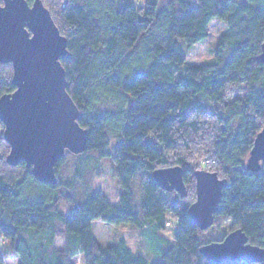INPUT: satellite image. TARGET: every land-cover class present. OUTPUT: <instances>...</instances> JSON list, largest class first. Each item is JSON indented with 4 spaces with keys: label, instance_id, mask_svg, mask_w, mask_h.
I'll use <instances>...</instances> for the list:
<instances>
[{
    "label": "trees",
    "instance_id": "1",
    "mask_svg": "<svg viewBox=\"0 0 264 264\" xmlns=\"http://www.w3.org/2000/svg\"><path fill=\"white\" fill-rule=\"evenodd\" d=\"M25 1L31 6L36 0ZM40 1L57 12L54 23L67 40L60 59L67 93L87 131L86 150L69 154L82 162L92 160L89 153L111 159L120 194L113 203L85 192L75 202L66 194L73 183L58 179L65 157L56 165L54 185L38 182L23 162L9 166L0 122V264L8 255L19 264H218L200 253L205 231L187 214L194 198L188 194L184 207L171 205L152 178L153 171L175 166L186 187L198 170L227 180L214 224L223 237L241 230L250 245L264 250V161L257 173L246 169L264 127V64L257 61L264 0H68L64 9L61 0ZM214 19L226 32L213 60L186 65L184 47L206 40ZM11 80V66L1 65L0 98L15 90ZM229 88H241L242 95L229 101ZM205 105L219 111L212 123L200 118ZM179 149L205 163L166 158ZM82 168L76 167L78 179ZM168 216L177 222L173 241L160 240L173 228ZM120 226L150 235L158 245L156 261L116 240ZM58 227L62 251L53 249Z\"/></svg>",
    "mask_w": 264,
    "mask_h": 264
},
{
    "label": "water",
    "instance_id": "2",
    "mask_svg": "<svg viewBox=\"0 0 264 264\" xmlns=\"http://www.w3.org/2000/svg\"><path fill=\"white\" fill-rule=\"evenodd\" d=\"M66 55L67 40L40 0L31 6L25 0H1L0 66H11L15 88L0 98L3 140L9 147L6 163L15 167L23 162L34 179L48 185L56 183V165L65 152L79 155L87 145V131L78 124V108L67 93L60 63ZM257 61L264 64V42ZM262 161L264 127L255 137L246 169L257 173ZM152 178L163 191L187 197L182 168L158 169ZM193 178L195 200L187 214L200 231H206L214 223L228 183L205 170L195 171ZM200 253L218 264L264 263V250L250 245L241 230L203 245Z\"/></svg>",
    "mask_w": 264,
    "mask_h": 264
},
{
    "label": "rangeland",
    "instance_id": "3",
    "mask_svg": "<svg viewBox=\"0 0 264 264\" xmlns=\"http://www.w3.org/2000/svg\"><path fill=\"white\" fill-rule=\"evenodd\" d=\"M135 1L138 5L144 3V0ZM235 1L243 2L244 0ZM160 2L164 5L166 0H160ZM45 4L48 5V3ZM54 13L57 12H53L51 10V17L54 22H57V16H55ZM225 32L226 28L223 22H221L219 19L212 20L208 27V38L206 40L201 43H198L191 49H186L184 47L187 58L186 65L200 66L205 63L211 62L213 60L215 51L218 48L219 41L221 37L225 34ZM241 91V88H229L228 92L231 98L228 100H232V96H238L240 94L242 95ZM204 110L205 115H201L200 118L204 121H207L208 123H212L215 115L219 114L218 109L214 108L213 106L205 105ZM191 117L193 118L194 115H192ZM113 140L114 139H112V141ZM162 153H164V151H162ZM89 155L92 157V160L87 159L86 162H82V159H79L69 154L68 151L65 152V164L59 170L58 179H60V181L63 183H73V191H69L68 193L66 192V194L72 197L75 202H77L79 199L83 198L82 196L85 192H87L86 194L101 193L108 199L109 202H116L120 194V189L118 187L117 180L115 177V167L111 159L100 160L97 158L96 155L92 153H89ZM175 155L184 156L192 162H196L197 160V156L192 153L188 154L186 151H183L181 149L177 150L175 153L167 154L166 158H169V161H172V157H174ZM198 161L201 165L205 163L204 159H198L197 162ZM80 164L83 167L82 171H80L82 178L78 179L76 175V167L80 166ZM139 177L140 176L135 177V183L133 188L135 198L138 197L137 181L139 180ZM78 180H80L81 182ZM186 188L189 197L194 198L195 200V183L191 181ZM164 196L168 203L171 205L176 204L178 206L184 207L187 204L185 200L179 198L176 192L165 193ZM67 210L68 209L66 205H63L61 207V211L63 213H66ZM168 217V222L173 228L161 232L162 238H160V240H165L166 237L168 240L173 241V237L177 229V222L175 221L176 219L174 217ZM57 231L58 233L53 249L62 251L64 249L62 234L63 229L61 227H58ZM223 236L224 232L221 229H218V227L214 223L204 233H200V239L206 244L213 243L216 241L218 242L219 240L221 241L224 238ZM115 238L116 240L123 239L129 249L140 254L142 253L151 262L156 261L154 248L158 245L154 241L152 243L150 235L143 234L139 229H136L132 226H120L116 230ZM7 257L8 258L6 259V264H19L17 259L10 257V255H8Z\"/></svg>",
    "mask_w": 264,
    "mask_h": 264
},
{
    "label": "built area",
    "instance_id": "4",
    "mask_svg": "<svg viewBox=\"0 0 264 264\" xmlns=\"http://www.w3.org/2000/svg\"><path fill=\"white\" fill-rule=\"evenodd\" d=\"M68 0H62V3H61V8L64 9L66 4H67Z\"/></svg>",
    "mask_w": 264,
    "mask_h": 264
},
{
    "label": "bare ground",
    "instance_id": "5",
    "mask_svg": "<svg viewBox=\"0 0 264 264\" xmlns=\"http://www.w3.org/2000/svg\"><path fill=\"white\" fill-rule=\"evenodd\" d=\"M180 198V197H179ZM186 198H188V195H187V197ZM186 198H180V199H182V200H185ZM220 241V240H219ZM217 242V241H216ZM263 264V263H262Z\"/></svg>",
    "mask_w": 264,
    "mask_h": 264
}]
</instances>
